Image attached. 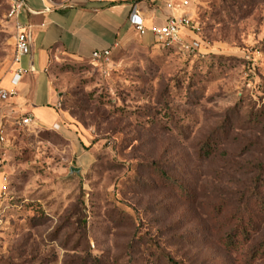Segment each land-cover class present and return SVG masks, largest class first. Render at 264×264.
I'll return each instance as SVG.
<instances>
[{
  "label": "rangeland",
  "instance_id": "1",
  "mask_svg": "<svg viewBox=\"0 0 264 264\" xmlns=\"http://www.w3.org/2000/svg\"><path fill=\"white\" fill-rule=\"evenodd\" d=\"M189 1L200 52L137 42L61 62L64 129L3 119L0 264H264L223 244L264 168V0ZM7 14L0 0V88Z\"/></svg>",
  "mask_w": 264,
  "mask_h": 264
},
{
  "label": "crops",
  "instance_id": "2",
  "mask_svg": "<svg viewBox=\"0 0 264 264\" xmlns=\"http://www.w3.org/2000/svg\"><path fill=\"white\" fill-rule=\"evenodd\" d=\"M181 1L174 2L170 10L166 0H26L21 21L32 27V49L21 65L35 72L23 75L16 96L0 102L5 105L0 107V127L5 137L3 119L10 121L20 116L30 117L32 125L39 128L64 129L68 119L58 108L61 103L53 82V67L64 61L92 64L94 52L113 54L132 43L155 45L151 33L141 36L135 30L134 20L141 19L146 28L162 27L171 15L184 12ZM11 70L12 66L0 89L10 87ZM4 188L0 172V194Z\"/></svg>",
  "mask_w": 264,
  "mask_h": 264
},
{
  "label": "built area",
  "instance_id": "3",
  "mask_svg": "<svg viewBox=\"0 0 264 264\" xmlns=\"http://www.w3.org/2000/svg\"><path fill=\"white\" fill-rule=\"evenodd\" d=\"M9 2V10L7 18L13 26V54L11 58V78L8 89H0V102L16 96V89L20 85L23 75L26 73H34V68L26 70L22 67V60L31 54L32 42L29 36L32 27L21 21L22 15L26 10V0H7ZM178 0H166L168 9L173 10L174 2ZM184 12L181 15H171L166 24L162 27L146 28L143 21L139 18L134 20V28L141 35L145 36L151 33L155 39V45L161 49H176L189 53L200 52L202 41L198 34L199 25L194 20L191 12L188 11L190 6L189 0L181 1ZM111 52H94L92 54L93 63H109ZM60 108V104L58 105ZM33 121L30 117H24L19 125L30 126ZM5 142V131L0 127V143ZM1 224V219H0Z\"/></svg>",
  "mask_w": 264,
  "mask_h": 264
},
{
  "label": "trees",
  "instance_id": "4",
  "mask_svg": "<svg viewBox=\"0 0 264 264\" xmlns=\"http://www.w3.org/2000/svg\"><path fill=\"white\" fill-rule=\"evenodd\" d=\"M8 2V1H7ZM8 10H9V2H8ZM195 7L192 5L190 1V6L188 11L191 12L194 20L196 14L194 12ZM10 21V20H9ZM11 23V22H10ZM200 26V23L197 22ZM12 25V23H11ZM13 29V26H12ZM202 33L201 29L199 31L198 37L201 41ZM14 48V42H13ZM174 49H163V51H173ZM61 103V100H60ZM62 107V103L60 105V110ZM214 147V143L211 141V138L208 139L203 147L200 150L201 155H205V158L211 157L212 149ZM157 171L160 172V168H156ZM260 176L254 181L253 191L251 198L242 204L243 207L238 211L235 215L236 223L232 226V228L226 233L224 236V247L230 251H241L246 249L243 253L248 258L249 262L256 261L258 258L264 257V237L254 239L253 237L257 235L259 232V214L264 213V168L259 169ZM161 174L168 177L163 170H161ZM169 178V177H168ZM251 194V193H250ZM249 195V194H248ZM251 200L252 205H251ZM254 217V218H253ZM168 264H180L168 257Z\"/></svg>",
  "mask_w": 264,
  "mask_h": 264
},
{
  "label": "water",
  "instance_id": "5",
  "mask_svg": "<svg viewBox=\"0 0 264 264\" xmlns=\"http://www.w3.org/2000/svg\"><path fill=\"white\" fill-rule=\"evenodd\" d=\"M73 172L79 173L78 170L76 171V170L71 169V170H70V173H73Z\"/></svg>",
  "mask_w": 264,
  "mask_h": 264
}]
</instances>
